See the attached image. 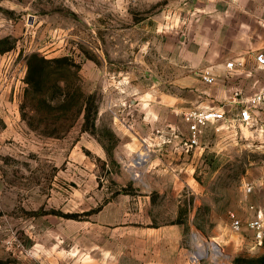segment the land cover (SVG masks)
Here are the masks:
<instances>
[{
    "label": "rangeland",
    "instance_id": "obj_1",
    "mask_svg": "<svg viewBox=\"0 0 264 264\" xmlns=\"http://www.w3.org/2000/svg\"><path fill=\"white\" fill-rule=\"evenodd\" d=\"M262 8L0 0V264H264V241L245 226L251 205L264 211V132L211 123L186 158L185 140L128 141L184 138L187 110L264 81L238 45L264 49ZM142 153L188 170L174 171L172 189L170 175L136 163Z\"/></svg>",
    "mask_w": 264,
    "mask_h": 264
},
{
    "label": "built area",
    "instance_id": "obj_2",
    "mask_svg": "<svg viewBox=\"0 0 264 264\" xmlns=\"http://www.w3.org/2000/svg\"><path fill=\"white\" fill-rule=\"evenodd\" d=\"M258 68L264 70V49L258 51L254 56ZM228 66L233 70L244 66V61L230 62ZM205 81L212 83L214 77L205 74ZM231 108L235 110L234 115L228 116L227 111ZM264 81L255 76L252 85L237 83L228 99L217 107L205 109H189L184 113L188 122L189 135L184 141L187 148L196 147L200 144L201 136L205 128L211 123H228L229 125L239 124L247 128H256L264 132ZM253 183H246V190L252 192ZM254 210V218L245 224L248 230L253 231L257 243L264 241V211L255 205H251ZM232 228L235 231H241L244 223L235 214L231 213Z\"/></svg>",
    "mask_w": 264,
    "mask_h": 264
},
{
    "label": "crops",
    "instance_id": "obj_3",
    "mask_svg": "<svg viewBox=\"0 0 264 264\" xmlns=\"http://www.w3.org/2000/svg\"><path fill=\"white\" fill-rule=\"evenodd\" d=\"M256 7L254 6H250V5H243L240 7V9L238 8V11L239 12H243V13H247V14H251V13H256ZM259 11V10H258ZM262 12H264V8H262ZM251 30H255V24H252ZM238 40H240V42L238 43V45H240L242 47V50H240V55L241 54H245V53H248L246 56V58H248L249 62H253L254 65H255V59H254V55L258 52V50L256 52H254V48L252 47V44H251V41H249L248 39H245V38H238ZM254 46V45H253ZM253 51V53H249L250 51ZM244 61V60H243ZM253 84V81L251 82V85ZM226 96V95H225ZM224 96V97H225ZM263 117H264V113H263ZM134 139H129L128 141L130 142V147L131 148H135V149H139L141 147H151V143L153 141H156V142H164V143H167V142H170V143H173L172 145H176L178 146V143H181L183 140H186L187 136L184 137V138H165L163 136H160V137H152L151 139H148V138H143V139H139L138 140V137L137 136H134L133 137ZM176 146V147H177ZM177 150L179 152V158L182 157V158H186V157H190V151H189V148H184V146H179L177 147ZM139 158V157H138ZM138 158L136 160V163L139 164V161H138ZM163 160L157 156V157H150L147 161H145L146 163H151V166H154V167H148L147 168V173L148 174H152V175H155V174H164V175H170V178H171V181H170V184H171V188L174 189V186H175V172H177L179 170V172L182 171V169L184 168H176V167H172V168H169V167H162L161 165H159V163H156V162H162ZM168 162V161H167ZM141 164V163H140ZM186 170H188L187 168H185ZM175 171V172H174ZM255 183V182H254ZM167 184V182H166ZM168 185V184H167ZM166 185V187H167Z\"/></svg>",
    "mask_w": 264,
    "mask_h": 264
},
{
    "label": "bare ground",
    "instance_id": "obj_4",
    "mask_svg": "<svg viewBox=\"0 0 264 264\" xmlns=\"http://www.w3.org/2000/svg\"><path fill=\"white\" fill-rule=\"evenodd\" d=\"M147 158H148V155L146 154V153H142L140 156H139V158H138V161H139V164L140 163H144V161H145V159L147 160ZM138 163V162H137Z\"/></svg>",
    "mask_w": 264,
    "mask_h": 264
}]
</instances>
